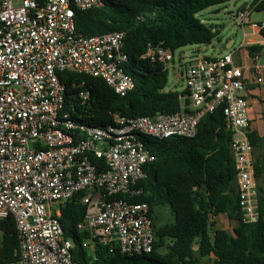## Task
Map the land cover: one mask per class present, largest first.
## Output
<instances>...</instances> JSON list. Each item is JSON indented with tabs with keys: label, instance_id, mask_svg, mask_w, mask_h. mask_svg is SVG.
I'll list each match as a JSON object with an SVG mask.
<instances>
[{
	"label": "built area",
	"instance_id": "built-area-1",
	"mask_svg": "<svg viewBox=\"0 0 264 264\" xmlns=\"http://www.w3.org/2000/svg\"><path fill=\"white\" fill-rule=\"evenodd\" d=\"M259 1L234 15L245 47L258 46L245 41V27L256 34L264 29V22H250ZM98 5L100 0H0V221L11 217L17 236L15 259L6 264H75L59 217L60 205L78 193L84 214L76 228L86 234L83 247L101 246L125 256L151 253L148 205L131 201L140 193L136 185L144 166L155 158L142 137L192 138L201 117L219 108L231 132L242 221L253 223L258 217L259 183L244 90L251 83L264 85L261 50L247 53L248 65L235 50L195 56L180 75L184 89L177 91V112L134 118L110 113L108 124L88 126L64 110L67 87L61 73L99 78L118 96L133 88L124 72V33L75 30L74 10ZM140 58L166 67L173 53L147 44ZM70 87L80 105L92 101L82 82Z\"/></svg>",
	"mask_w": 264,
	"mask_h": 264
},
{
	"label": "trees",
	"instance_id": "trees-1",
	"mask_svg": "<svg viewBox=\"0 0 264 264\" xmlns=\"http://www.w3.org/2000/svg\"><path fill=\"white\" fill-rule=\"evenodd\" d=\"M227 0H100L87 10H74L75 30L83 35L107 32L124 33V51L128 62L124 72L133 88L124 96L116 95L94 77L63 72L60 79L67 91L64 110L72 120L88 126H104L110 113L125 117L154 116L180 110L177 91L166 90L164 64L149 62L140 56L146 45L168 49L172 53L191 45H209L218 30L202 23L197 14ZM257 0H254L255 3ZM254 11H264V0ZM264 37V29L260 30ZM259 46L247 48L249 56ZM84 84L92 98L80 105L71 92L72 82ZM247 136L253 149L261 148L254 162V174L263 176L258 187V217L244 223L234 184L235 171L221 109L201 117L192 138L170 137L155 140L142 137L154 160L144 166V177L137 183L140 193L132 202L148 205L154 235L149 254L125 256L109 253L101 246L93 251L83 247L84 231L76 228L83 219L82 193L60 205L59 223L70 240L75 264H264V135L249 122ZM115 198H124L116 195ZM224 215L231 231L211 230L213 218ZM16 230L11 217L0 221V264L15 259Z\"/></svg>",
	"mask_w": 264,
	"mask_h": 264
},
{
	"label": "rangeland",
	"instance_id": "rangeland-1",
	"mask_svg": "<svg viewBox=\"0 0 264 264\" xmlns=\"http://www.w3.org/2000/svg\"><path fill=\"white\" fill-rule=\"evenodd\" d=\"M254 0H227L226 2L209 7L197 14L202 23L210 25L218 30L217 36L212 39L209 45L185 46L173 53V61L166 65L167 85L166 90L181 92L184 89V82L181 73L184 72L186 65L196 57H215L232 52L243 43L241 29L235 25V13L243 6H249ZM250 22L260 24L264 22V11H252ZM248 31V28H244ZM233 40L232 49L221 50V46L227 41ZM180 53V54H179ZM250 113H256L252 121L254 129L260 135L264 134V119L261 118V108L251 104ZM257 117V118H256ZM258 150V149H257ZM259 151V150H258ZM258 183L263 184V176L258 178ZM233 226V223H230ZM229 230V228H228ZM231 231V229L229 230Z\"/></svg>",
	"mask_w": 264,
	"mask_h": 264
},
{
	"label": "crops",
	"instance_id": "crops-1",
	"mask_svg": "<svg viewBox=\"0 0 264 264\" xmlns=\"http://www.w3.org/2000/svg\"><path fill=\"white\" fill-rule=\"evenodd\" d=\"M245 41L246 42H256L257 45L260 47V50L262 52L261 54V59L264 62V47L262 45V37L260 35V31L258 32V34L255 33V31H246V37H245ZM228 43V41L226 42ZM225 43V44H226ZM234 47V45L232 46V48ZM248 47H245V43H242L239 45L238 48L234 49L235 55L239 56L242 59L243 64L248 65L249 63V57L247 55L248 51H247ZM233 51V50H232ZM239 62V59H238ZM244 75L248 78H250L253 81L252 75L250 74V72H247L246 70L244 71ZM244 98L246 100L247 106H248V116H249V120L252 122L254 119V115L256 116V113L251 112V104H255L257 106H259L261 109V118L264 119V85H256L254 83H251L250 85H248L245 90H244ZM252 111V110H251ZM257 118V117H256ZM249 121V122H250ZM260 134V133H259ZM264 135V134H263ZM259 150V151H258ZM253 149V161H257V159H259L260 153L262 151L261 148L259 149ZM231 229V224L228 221V219L226 218V216L224 215H217L214 216L213 218V226L211 228V230H228ZM230 232V231H229Z\"/></svg>",
	"mask_w": 264,
	"mask_h": 264
},
{
	"label": "water",
	"instance_id": "water-1",
	"mask_svg": "<svg viewBox=\"0 0 264 264\" xmlns=\"http://www.w3.org/2000/svg\"><path fill=\"white\" fill-rule=\"evenodd\" d=\"M234 45V41L233 40H230V41H228V43H226V44H223L222 46H221V50H226V49H230V48H232V46ZM180 54V53H179Z\"/></svg>",
	"mask_w": 264,
	"mask_h": 264
}]
</instances>
